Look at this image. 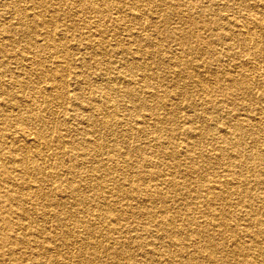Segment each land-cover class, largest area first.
<instances>
[{"label": "bare ground", "instance_id": "6f19581e", "mask_svg": "<svg viewBox=\"0 0 264 264\" xmlns=\"http://www.w3.org/2000/svg\"><path fill=\"white\" fill-rule=\"evenodd\" d=\"M2 1L4 6L14 10L22 0ZM203 1H189L186 2L185 8H182L183 3L179 0H36L34 4L37 7L50 10L47 19L35 18L31 11L30 15L23 14L29 16L27 20L21 19L16 9L14 23L12 21L15 16L10 13L8 24H0V54L6 53L1 50H10L8 53H14L12 57L15 60V56L21 58L26 66L24 71L18 68L7 83H2L0 79V249L6 248L10 256L18 258L16 246L29 242L26 234L45 232L47 240L45 244L40 243V247L44 257L48 254L45 258L49 264L54 258H58V264H98L108 255H119L122 264H264V194H255L248 190V185L260 182L258 177L253 179L255 175L264 176V0ZM140 2H146L147 8ZM234 8L238 12L242 9L246 11L242 12L241 17L223 16L224 12ZM190 13L198 15L200 26L198 19L196 21ZM174 15L179 18L180 27L187 24V29L174 28L169 31ZM61 16L74 18L75 23L69 26L62 24L57 19ZM46 20L56 24L61 22V28L48 29ZM188 24L195 29L204 27L209 34L194 33L195 30L190 29ZM32 27L39 28L37 38L33 37L27 43L17 42V38H13L15 34L30 33ZM125 27L129 36L123 34L121 38L125 39L124 36H127V43H115L113 48L111 47L119 56L111 63H105V67H100L99 75L104 77L105 81L119 78L118 76L123 80H135L132 85L131 82L129 86L120 89L114 84L115 80L107 85L90 83L93 72L86 73L92 67L90 60L99 63L93 53L81 52L77 54L79 58H75V55L70 58L62 56V51L67 46H83L85 50L96 53L95 50L106 42L108 32H120ZM133 28H137L138 33H135ZM78 29L83 31L79 35L83 34L88 41L82 42L80 38L68 36L70 31ZM60 31L63 38L54 37L55 34H60ZM190 31L193 33L194 42L201 44L198 49L203 50L209 44L212 45V38L217 41L213 53L209 52V59L215 64L212 68L198 61L202 60V54L193 52L196 56L194 67L197 72L204 73L205 78V81L198 80L193 85L194 90L205 91L206 99L202 98V101H206V106L204 105L203 109L216 112L220 121L227 119L221 122L222 126H218V145L214 150H218V154L219 151L227 152L231 160L219 162L221 170L213 173L212 178L210 175L208 180L201 179L199 185L197 180L193 179L192 173L201 174L203 167L196 162H190L186 174L176 180L171 172L166 180H162L165 184L177 185L180 190H192L195 194L190 193L193 194L190 199L178 202V205L176 201L171 200L170 193V202L162 200L157 211L152 210L157 204L152 205L150 200V196L156 197L160 193L157 186L132 184L125 191L116 185L118 192L129 194L127 197H148L142 201L144 204L141 206H130L132 213L136 214V219L123 230V221L126 218L120 213H115L116 208L112 206L115 200L110 202L104 198L103 201L108 203V206L99 209L103 197L99 192H95L92 200L96 204L91 206L88 203L90 197L86 194L85 187L93 188L95 184L83 183L82 164L90 159L94 150L102 149L106 145L101 137L92 133L96 132L102 136L103 131L98 130L99 128L124 126L122 121L125 119V113H117L121 105L118 100L123 96L134 101L133 107L128 104L131 111L141 109L146 110V113L141 120L135 122V126L128 125L129 128L120 131L124 134L132 132L135 128L139 133L147 130L149 126L157 130L154 125L163 121L151 120L158 114L166 120L167 104L164 103L167 98L172 95H187L186 93L192 92L190 89L193 86L189 88L190 83H187L185 73L179 68L178 62H174V68L172 64V70L168 71L164 79L165 86L152 87V80L158 70L156 68L161 64L166 66L170 56L174 54L172 50L163 49L159 42L164 41L165 37L166 40H183V33ZM115 35L117 41L121 39L119 34ZM194 42L186 46L188 50H198L194 48ZM239 43L242 48L238 47ZM19 47L21 48L18 49ZM46 52L56 54L50 64L43 59ZM59 56H62L61 61L58 60ZM224 56L236 61V70L225 68L222 62ZM71 63L76 65V70L72 71L76 91L68 92L63 72L67 69V64ZM198 66L204 70L200 71ZM8 68L3 59H0V73L10 72L11 69ZM5 86H9L8 90H5ZM110 90L115 91L116 96H112ZM119 90H122V93H119ZM144 92L151 97L152 103L149 106L139 103V100L143 102L140 94ZM214 92L220 96L213 100L208 94L213 95ZM249 93L253 96L259 93L261 102L258 104L255 100L254 103L257 107L246 106L247 103L243 102V97ZM212 100L214 105L210 106ZM83 103L87 112L77 111L74 106L83 107ZM43 106H46L45 110H42ZM105 108L108 111L98 122L94 112ZM225 110H228L229 115ZM189 117L184 120V129H180H183V133L195 137L190 139L187 145L188 158L193 159L194 150L191 146L194 148L196 145V136L200 134V130L192 124L196 119ZM80 118H84L85 124L78 122ZM50 120L56 121L53 133L50 132L51 128L46 127ZM67 121L74 124L69 125ZM63 127L76 131V134L83 133L86 142H66L65 139L61 142L60 131ZM161 134L163 139H166V134ZM247 138H251L252 142L244 147ZM116 151L115 146L113 155H117ZM136 151L140 153L141 149ZM64 152L71 153L69 160L63 159ZM246 158L252 160L247 161L250 164H246ZM209 162L207 159L206 165ZM76 176L78 180L75 179ZM10 177L14 183L10 182ZM193 187L196 188L193 190ZM42 188L48 189L49 192L44 193ZM244 193L248 200L244 198ZM123 199L125 198H119ZM25 204H28L29 208ZM75 205L85 208L74 212ZM39 206L54 208L56 225L34 229L31 223L40 224L46 217L44 209L40 214H36ZM65 209L71 212L68 214L72 221L67 222L62 216L66 213ZM235 212L239 217L238 223L231 222L228 218ZM11 213L19 216V222L2 219ZM96 217L102 220L109 218L111 226L106 230L108 225L105 224L108 223L99 224L95 221ZM28 218L32 221H29L31 231L20 237L15 236L12 232L24 227L22 220ZM117 230L120 234L119 243L124 242L118 250L105 244L110 238V233ZM54 242L59 244L49 246ZM69 245H77L80 251L72 255L73 258L69 257L70 254L59 258L61 251L57 247ZM203 250L206 252L200 254ZM66 260L68 261L65 262ZM34 261L31 257L30 263L34 264Z\"/></svg>", "mask_w": 264, "mask_h": 264}, {"label": "rangeland", "instance_id": "374dc122", "mask_svg": "<svg viewBox=\"0 0 264 264\" xmlns=\"http://www.w3.org/2000/svg\"><path fill=\"white\" fill-rule=\"evenodd\" d=\"M35 1L36 0H22L21 2L18 3L17 8H15L16 7L15 6L14 7L15 9L13 10L11 8H8L7 6H4L3 1L0 0V24H8L7 18H8L10 13H13L15 16L14 20L12 21L14 23L16 16H17V12H18V15L21 16V19L23 18L25 20H27L29 18V16L26 17V15H23V14H27V13H29V11H31V13L34 14L35 18H43V19L46 18L47 19V15H49L50 10H48V9L42 10L40 7H37L34 4ZM179 1L183 3L182 8H185L186 2H189V1H193V2L199 1V3H202L201 0H196V1L195 0H179ZM140 3H137V4L138 5L142 4L145 8H147L146 2H142L141 4ZM4 8H5V10H3ZM236 8L227 10V12L223 13V16L224 17H233V18H235V16L241 17L242 12L244 13L246 11V10L242 9L241 11L238 12L236 10ZM190 14L195 18L196 21L198 19V24L200 26L201 22H200V18H197L198 15H195L194 13L193 14L190 13ZM28 15H30V13ZM173 18L174 19L171 22V27H169V31L174 30V28H178V30H181L182 28L187 29V24H183L180 27V25H179L180 21H179V18H177V16L174 15ZM57 19L59 21H61L62 24H66L68 26L71 23H73V24L75 23L74 18L68 19V18H63L61 16L60 18H57ZM225 19H227V18H225ZM186 20H187V18H186ZM61 22L60 23L58 22V24H56V23L51 22L50 20H46L45 25L48 29H53L55 27H57V29H60L61 27H59V25L61 24ZM188 25L190 26V29L195 30L194 33L199 32L201 34L202 33L207 34V35L209 34L207 30H204V27H202V28L197 27L195 29V27H192L190 24H188ZM79 29L85 31L82 28H79ZM79 29H78V31L77 30L72 31V32L70 31L68 36H72V37H75L78 39L80 38V40L82 42L88 41V39L86 37H84L83 34L79 35L80 32L81 33L83 32V31H79ZM133 30L135 31V33H138L137 28L136 29L133 28ZM38 31H39L38 27H32V30L30 31V33L22 32L19 34H15L13 36V38L14 39L17 38V42L24 41L27 43V42H30V40H32L33 37L37 38L39 36ZM116 33L119 34L120 35L119 37L121 38V36H123V34L127 35L129 32H127V27H125V29L121 30L120 32H116ZM116 33L113 31L108 32L106 34V36H107L106 42L102 43V45H100L99 49L95 50L96 53H94L92 51L85 50L83 48V46H79V47H77V46L76 47H68L67 46L66 48L63 49V51L61 50L62 56H66V57L70 58L71 56L75 55L74 56L75 58H79L77 54H79L81 52L82 53L88 52V54L93 53L94 56L96 57V59L97 60L99 59V63L97 64L96 63L97 61H91L90 60V66H92V67H91V69H88L86 71V73H89L90 71L93 72V76L90 80V83H93L95 85L96 84L99 85L98 83H103V85H107L108 83H112V82L114 83L116 81L117 84H116V82L114 84L117 85L118 87H120V89H123L126 85L129 86L128 84L131 82H132L131 83V85H132L133 81L135 82V80H123V79H120L121 78L120 76H118L119 78L110 79V80L105 81L103 79L104 77L99 75L100 67H105L104 66L105 63L109 64V63H111V61H114L117 56H119L117 51H115V49L112 50L113 45L115 43H119L120 45L121 44L125 45V43H127V41H128L127 36H129V35L124 36L125 39L121 38V39H118V41H117V36L115 35ZM190 33H183V35H182L183 40L179 39L180 41L178 39L174 40L173 38L172 39L167 38V40H166V37H165L164 41L161 40V42H159L160 43L159 45L162 44L161 46L163 49H166L167 51L172 50L174 52V54L172 56H170L171 59L168 60L169 63L166 66L161 64V66L156 68L158 70H157L156 75L154 76V78L152 80V83H153L152 87L155 85H159L161 88L165 86V80L164 79L166 78L168 71L172 70L171 66L174 62H178V64L180 65L179 68L181 69L182 72L185 73L187 83L188 84L190 83L189 88L193 84L195 85V83H197L195 81H198V80L205 81V78H203L204 73L197 72L198 70L194 67V57H196L194 53L199 52L200 54H202L203 55L202 60L198 59V61H200L203 64L206 63L207 66L212 68L215 64L210 61L209 52L213 53L212 51H213V49L215 47V43L217 41L212 38L210 40L212 42V45L209 44L207 47L203 48V50L198 49V47H201V44L195 43L194 39L192 37V34H193L192 31H190ZM55 35L56 36H54V37H57L59 39L63 38L61 31H60V34H55ZM0 37H2V34H0ZM64 38L66 39V37H64ZM0 40H2V39L0 38ZM192 42H194V44L196 45V47H194V48L198 49V50H193V51H191V49L188 50V48L186 46L192 45L193 44ZM240 44L241 43H239L238 47L242 48V46ZM27 45L29 46V44H27ZM21 47H19L18 49H20ZM179 47L181 50H179ZM226 47H228V46L226 45ZM182 48L185 49V51ZM217 48L219 49V47H216V49ZM1 51L8 53L10 50H1ZM196 51H198V52H196ZM6 53L0 54V59L1 60L3 59V63L5 65H7L9 67L8 69H11V71L10 72L6 71L4 73H0V79H1L2 83H7V81L11 78L10 76H12V74L15 73L18 70V68H19V70L24 71V67H26L24 61L21 58H19L18 56H15V58H16V60H15L12 57L14 53H8V54H6ZM58 54H60V53L58 52ZM54 55H56L54 52H49V53L46 52L45 54H43V59L46 62H48V64H50V62H53L52 59H53ZM169 55H170V53H169ZM62 56H59L58 60L61 61ZM54 60H57V59H54ZM164 60L166 61L167 59H164ZM76 62H78V60ZM222 62L224 63L225 68H227V69H230V70H236L237 69L236 61L232 60L229 56L228 57L224 56L222 58ZM117 64L120 65L122 63L117 62ZM124 64L126 65L127 63L124 62ZM198 64L200 65V63H198ZM198 64H196V66ZM48 67H50V66H48ZM66 67H67V69L63 72L64 81L67 83L66 90L68 92L76 91V90H74L75 85L73 82V73H72V71L76 70V65L71 63V64H67ZM173 68H174V64H173ZM198 69L200 71L204 70V68L202 69V68H200V66H198ZM78 70L83 71L84 69L78 68ZM112 72L113 71H111V73ZM194 85L192 86V89H190V91H192V92L189 94L186 93L187 95H183V96H179V97L172 95L169 98H167V102L164 103V104H167L165 107V111L168 113L167 116H165L166 120H163L164 117H162L159 114L154 115L152 117V120H151V121H154V120L160 119L163 121L161 124H155L154 125V127L157 128V130L152 129V127L149 126L147 128V130H145L143 132L137 133L136 129L134 128V129H132L133 130L132 132L128 131V132H125L123 134V132L120 130H122V129L124 130V129L129 128L128 125L135 126V122H138L139 120H141L143 114L146 113V110L141 111V109H138L136 111H131L128 108V104L133 107L134 101H130L131 99H129L127 96H123L122 98L118 97L120 99L118 101H120L121 105H119V108L117 109V113L119 115H122L123 113H125V119L122 121L124 126H121V127L120 126H115V127L113 126L109 129L99 128L98 130L103 131L102 136H101V134H98L96 132L92 133L93 135L95 134L96 137L97 136L101 137L102 141L104 143H106V145L103 146L102 149L94 150L92 152V155L89 157L90 159H88L84 164H82L83 181H84L83 183L86 185L91 184V183L95 184V187H93L94 189L91 187H85L86 194L90 197V200L88 201V203L91 206H94L96 204L95 201L92 200V196L95 194V192H99L103 197V199L101 200L102 205L100 206L99 209L104 208L105 206H108L107 205L108 203L107 204L104 203V201H103L104 198H106V200L110 201V202L115 200V203H112V206L114 208H116L115 213H120L122 215V217L126 218V220L123 221V230L127 229V227H129V224L132 223L136 219V217H135L136 214L132 213L133 209L130 206L131 205L132 206H137V205L141 206L142 204H144V202H142V201L148 197H147V195L146 196L141 195L138 197L136 196L135 198L127 197L129 194L124 195L120 191L118 192L117 187H115L116 185H119L125 191L132 184L133 185H141L143 183V184H149V185L157 186L158 191L160 192V193H158V196H156V197L150 196V200H151V202H153L152 205L157 204L156 207H154V206L152 207V210L157 211L158 205L161 203L162 200L167 201V203L170 202L169 196H171V194H172L171 200L176 201V203L178 205H179V203H182V202L189 200L190 196L195 194V191L193 193L192 190H190V191L187 189L186 190H180L177 187V185H174L177 187V188H175L174 186H170L168 184H165V181H162V180H166L169 177V174H171V172L174 174L173 176L175 177V180H176L177 177L186 174L188 166L190 165V162H192V161L196 162L199 166L203 167V172L201 174H199L198 172L192 173L193 179L197 180V183L199 185V184H201V179L204 180V178H206V180H208L210 175L212 178L213 173H216L217 171L221 170L219 167V164H218L219 162H221V161L225 162V161L231 160L229 157V154L227 152L221 153L219 151V154H218V150H214V147L216 145H218V140H217V133H218L217 130L219 129L218 126H222L223 124L221 122H223L227 119H222L220 121L219 119H217L218 114L216 112L215 113L210 112V110H208L207 108H205V110L203 109L206 106V101H204V100L202 101V98L206 99V94L204 93L205 91H203L202 89L194 90L195 89ZM8 87L9 86H5V90H8L7 89ZM110 92H111L112 96H116L115 95L116 93H114L115 91L110 90ZM119 93H122V90H119ZM209 94H210V92H209ZM209 94H208V96L210 97V99H213V100L217 99L220 96V95H217L216 92H214L213 95H209ZM140 95H142V99H143V102H140V100H139L140 104L144 103V106H147V105L149 106L152 103L150 95H148L146 92H144L143 94H140ZM259 96H260L259 93L255 94L254 96L251 93H249L248 95H246V97H243V102L247 103L246 106L250 105L251 107H257V105L254 103H256L255 100L258 102V104H259V102H261V97L259 99ZM213 100L210 103V106L214 105ZM128 101H130V102H128ZM98 103L100 105V102H98ZM84 104L85 103H83V107L82 106H78V107L74 106V107L77 111L79 110L82 112H87L86 108H84L85 107ZM178 108H181V109H178ZM45 109H46V106H43L42 110H45ZM206 109H207V112H206ZM56 110H61V109L56 108ZM106 111H108V110L105 108V109L96 110L95 111L96 113L94 112V114L98 118V122H99V120H101V116L103 114L107 113ZM171 111H172V113H171ZM225 111L228 112V110H225ZM159 112H161V110H159ZM227 115H229V112L227 113ZM189 116H192V118L196 119L194 121V123H192V121H191V123L194 124L195 127H198V129L200 130V134L197 135L199 138L196 136V140H197L196 145H194V148H193V146H191V148L195 151V152L193 151V153H192V155H193L192 158L194 160L191 158H188L189 155L187 153V150H188L187 145L189 144L188 141H190V139L195 138V137L189 136L188 134L182 132V130L185 127L184 120H186ZM201 117L203 118V120L199 121V119ZM189 118H191V117H189ZM49 122H48L46 127L51 128L50 132L53 133V127L56 125V121L52 122L50 120ZM78 122L81 125L85 124L84 118H80V120ZM67 123H69V125L74 124V122H68V121H67ZM112 123H113V121H112ZM181 127L183 129H180ZM60 133L62 136L61 142H64L65 140H66V142L69 140H75V142L81 141L82 143L86 142L83 133L78 132V134H76L77 133L76 131L68 130V129H65L64 127H63V130L60 131ZM161 133L166 134V139H163L164 136H162ZM250 142H252V139L247 138L246 142L243 144V146L246 147L247 145L250 144ZM121 143H123V144H121ZM259 143H261V138L259 139ZM66 145H68V144H66ZM115 146L117 147V151H116L117 155H113V152H112V150L114 149ZM136 149H141L140 153H138L136 151ZM243 152L246 153L244 150H243ZM70 154H71L70 152L68 154L67 153L65 154V152H64L63 159L65 158L66 160H69ZM207 159H209V161H210L208 165H206ZM249 160L252 161L249 158L245 159L246 164L247 163L250 164V162H247ZM68 177H69V175H68ZM257 177L260 180L259 184H255V182H254V183H252L253 185L252 184L248 185V190L251 193L256 194L257 192H259V194L263 195L264 194V176L262 175L261 177H259V174H257L254 176L253 179H256ZM75 179L78 180V176H76ZM9 180L11 183H14V180L12 177H10ZM193 185L197 186L196 184H193ZM8 187H9V185H8ZM10 188H12V187H10ZM195 188L196 187H193V190ZM42 190L44 193L49 192V190L46 188H42ZM190 193H193V194H190ZM121 197L125 198V199L119 200V198H121ZM244 198L246 200H248L247 197H245V193H244ZM245 199H242V200H245ZM42 201H44V199ZM253 202H255V201H253ZM25 205H27V207L29 208L28 204H25ZM84 208L85 207L82 208V206L75 205V207L73 208V211L74 212H76V211L80 212L81 209L83 210ZM42 209H44L46 211V215H45L46 217L40 224H36V223L32 224L31 223L32 221L29 220V218L23 219L22 222L24 224V227H20L19 229L17 228L12 233H14V235L17 237H20V235H23L24 233H28L29 231H31V229L29 228L30 223L34 227V229L35 228H42L43 226L51 227L52 225H56L57 220H55V217H54V208H52V207H44L43 208L42 206H39V208L36 211V214H40ZM65 211H66V213L63 214L62 216L65 217L67 222L72 221L71 216L68 214L71 212L68 211L67 209H65ZM236 213L237 212L233 213L231 215V217H228V218H230L229 221L234 222V223H238L239 217ZM5 218L7 220H10V221L19 222L18 221L19 216L14 214V213L6 214L2 219H5ZM29 221H30V223H29ZM95 221H97L99 224L108 223V224H105V225H108L106 227V230L111 226L109 224L110 223L109 218L102 220L101 218L96 217ZM36 225H40V226H36ZM14 228H16V227H14ZM118 231L119 230L112 231V233H110L109 240L105 242V244L107 246L112 245V247H115L117 250L120 249L119 246L122 243H124V242L119 243V235L120 234L117 233ZM26 236H27V238H29V242L28 243H26V242L21 243V244H19V246H16L17 247L16 249L18 251V252H16V256L18 258H13L12 256H10L8 254V251L6 250V248L0 249V264H31L30 263L31 257L33 259H35L34 264H45V263L49 264V263H47V260L45 258L46 256H48V254L44 257V255L42 254L41 247H40V243L45 244V241L47 240V235L45 234V232H40V233H36V234H32V232H30V233L26 234ZM117 236H118V239L116 240ZM97 237L98 236H96V238ZM21 239L22 238H20V240ZM90 241H92V240H90ZM37 242L39 245L37 244ZM80 243L81 242H79V244ZM58 244H59L58 242H54V243H51L49 246H55ZM46 246H48V245H46ZM57 248H59V250L61 251L59 258L64 257L66 254H70L69 257H71L72 255H76L80 251V249L77 245H75V246H70V245L69 246H58ZM100 248L102 249V247H100ZM205 252L206 251L203 250L200 252V254H204ZM103 253H105V252H103ZM108 254H109V251H108ZM71 258H73V257H71ZM104 258L105 259H103V261H99L98 264H122L121 263L122 260L119 258V255H115L112 257L110 255H108V257H104ZM67 261L68 260H66L65 262H67ZM50 264H58V258L52 259ZM67 264H69V263H67Z\"/></svg>", "mask_w": 264, "mask_h": 264}]
</instances>
